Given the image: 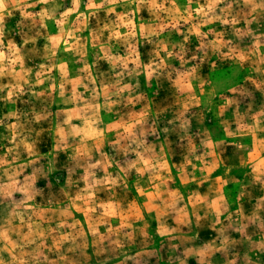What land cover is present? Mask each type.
I'll use <instances>...</instances> for the list:
<instances>
[{"label": "rangeland", "instance_id": "374dc122", "mask_svg": "<svg viewBox=\"0 0 264 264\" xmlns=\"http://www.w3.org/2000/svg\"><path fill=\"white\" fill-rule=\"evenodd\" d=\"M6 3L0 259L264 264V0Z\"/></svg>", "mask_w": 264, "mask_h": 264}, {"label": "clouds", "instance_id": "9594fccd", "mask_svg": "<svg viewBox=\"0 0 264 264\" xmlns=\"http://www.w3.org/2000/svg\"><path fill=\"white\" fill-rule=\"evenodd\" d=\"M11 3H15L16 0H10ZM7 11V3L6 0H0V19H3V13ZM8 15H11V12H8ZM11 95V94H9ZM14 248L17 247L16 245L13 246ZM0 251H3V249H0ZM13 259H18L16 256H13ZM0 264H5L3 259H0ZM19 264H24L23 258H19Z\"/></svg>", "mask_w": 264, "mask_h": 264}]
</instances>
